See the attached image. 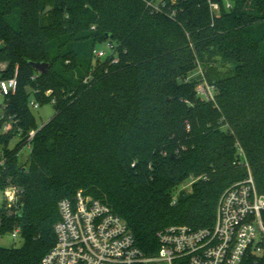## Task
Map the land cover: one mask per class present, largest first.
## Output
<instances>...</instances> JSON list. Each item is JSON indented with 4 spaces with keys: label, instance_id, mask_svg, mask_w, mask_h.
<instances>
[{
    "label": "trees",
    "instance_id": "trees-1",
    "mask_svg": "<svg viewBox=\"0 0 264 264\" xmlns=\"http://www.w3.org/2000/svg\"><path fill=\"white\" fill-rule=\"evenodd\" d=\"M210 1L220 5L214 16ZM229 1L168 0L152 13L144 0H0V78L17 77L0 118V188L8 177L19 187L0 235L19 228L23 239L0 245V264H38L56 242L58 202L78 189L125 219L147 256L164 227L213 226L223 190L248 176L246 162L264 193V0ZM108 41L115 56L97 59ZM197 60L217 104L198 96L200 77L186 81ZM219 62L231 63L227 75H213ZM31 96L55 108L41 127ZM203 173L174 202L178 186ZM242 264H264V254Z\"/></svg>",
    "mask_w": 264,
    "mask_h": 264
},
{
    "label": "built area",
    "instance_id": "built-area-1",
    "mask_svg": "<svg viewBox=\"0 0 264 264\" xmlns=\"http://www.w3.org/2000/svg\"><path fill=\"white\" fill-rule=\"evenodd\" d=\"M170 1L177 3L180 0ZM144 2L154 13L163 11L168 0ZM226 6L231 7L229 0H226ZM210 9L214 16L220 9L219 3L210 1ZM171 16L174 17L175 12ZM106 46L108 50L98 46L93 50L97 59L115 54L112 42H106ZM2 64L0 62V69L6 66V63ZM92 79V74H89L84 77L83 83L89 84ZM190 79L188 77L186 81ZM16 88V76L0 78V95L3 98L15 92ZM196 90L203 100L217 104V88L208 81L203 71ZM31 105L39 107L36 101H31ZM4 127L9 129L6 124ZM35 132H29V147ZM239 152L244 155L242 147H239ZM6 160L4 150L0 149V168L5 167ZM246 165L248 176L231 184L220 196L213 226L164 227L157 232L159 249L152 256L144 254L126 220L104 201L82 191L73 198H63L58 202L60 218L54 226L56 242L38 264H242L249 254L263 255L264 193L258 191L247 162ZM196 181L194 178L191 184ZM4 192L8 201H16L18 193L15 187L4 189ZM180 192L174 195V202ZM17 235L19 228L13 231V236Z\"/></svg>",
    "mask_w": 264,
    "mask_h": 264
},
{
    "label": "rangeland",
    "instance_id": "rangeland-1",
    "mask_svg": "<svg viewBox=\"0 0 264 264\" xmlns=\"http://www.w3.org/2000/svg\"><path fill=\"white\" fill-rule=\"evenodd\" d=\"M98 47H102V48L108 50L106 43H103V44L99 45ZM1 63L4 64L5 62H1ZM204 69L205 68H204L203 64L201 63V61L197 60V67L188 73V77L191 79L199 78L201 75V71H203L205 73ZM230 70H231V63L222 64L221 62H219L218 70L213 75L225 76L230 72ZM31 101H36V99L33 96H31ZM3 102H4V98H3V96L0 95V118H1V115L3 113ZM30 109H31L33 115L35 116L37 127H41L44 123L49 121V119L55 114V108L51 103H47V104L39 103L38 108H34L32 105H30ZM5 124L10 127L9 123H5ZM4 128L5 127L3 126V129L1 130V132L5 131ZM18 141H19V136L13 137L12 140L10 141L9 147L10 148L15 147V145ZM29 155H30V147H29V145H25L24 147L21 148L20 158L18 160V164L21 167L25 166ZM194 178H196L197 180H199L200 178L207 179L208 174L203 173V174H199V175H195V174L190 175V177L184 183H182L181 185L178 186V188L175 192V195L177 194V192H180L182 190H184L186 192L190 191V189L192 187L191 182ZM6 182L7 183L3 186V188L2 189L0 188V220H1L2 214H4V213L12 214L15 211L14 209H16V206H17V198H16V201H14V202L8 201L5 198L4 189L15 187L17 189V193H18L19 187L15 183L12 182L11 177H8ZM79 191H82L83 193H85V190H83V189H78L76 191V193ZM223 192H224V190H223ZM173 225H184V224H173ZM0 245L4 246V247H9V248L10 247H21L23 245V239L20 235L13 236V232L6 231L0 235Z\"/></svg>",
    "mask_w": 264,
    "mask_h": 264
},
{
    "label": "water",
    "instance_id": "water-1",
    "mask_svg": "<svg viewBox=\"0 0 264 264\" xmlns=\"http://www.w3.org/2000/svg\"><path fill=\"white\" fill-rule=\"evenodd\" d=\"M47 9H49V7ZM30 64L41 73H46L49 69V64L47 62H30Z\"/></svg>",
    "mask_w": 264,
    "mask_h": 264
}]
</instances>
